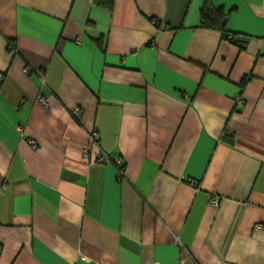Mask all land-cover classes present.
Instances as JSON below:
<instances>
[{
  "label": "crops",
  "instance_id": "crops-1",
  "mask_svg": "<svg viewBox=\"0 0 264 264\" xmlns=\"http://www.w3.org/2000/svg\"><path fill=\"white\" fill-rule=\"evenodd\" d=\"M0 73V264H264V0H0Z\"/></svg>",
  "mask_w": 264,
  "mask_h": 264
},
{
  "label": "built area",
  "instance_id": "built-area-1",
  "mask_svg": "<svg viewBox=\"0 0 264 264\" xmlns=\"http://www.w3.org/2000/svg\"><path fill=\"white\" fill-rule=\"evenodd\" d=\"M27 72H30V69L27 68L26 69ZM4 74L0 73V87L4 81ZM40 101L43 102V103H46V100L44 98H40ZM235 101H236V106L237 108H241L243 106V99L240 95L236 96L235 98ZM81 114V110L80 108H75L73 111H72V116L73 117H78L79 115ZM17 132L19 133H22V127L21 126H17L16 128ZM91 141L93 143V145H98V141H99V135L96 134V133H93L91 135ZM33 146H35V143L34 142H31ZM83 157L84 158H88L89 157V150L88 149H84L83 150ZM96 162L100 163V164H108L111 162L110 158L106 155V154H100L97 159H96ZM117 164L120 166V171L123 167V161L122 160H118L117 161ZM123 171H121L122 173ZM190 183L195 186V187H198V184L194 181H190ZM208 202L209 204L211 205H214V206H218L221 202V197L220 196H217V195H214V196H209V199H208Z\"/></svg>",
  "mask_w": 264,
  "mask_h": 264
},
{
  "label": "trees",
  "instance_id": "trees-1",
  "mask_svg": "<svg viewBox=\"0 0 264 264\" xmlns=\"http://www.w3.org/2000/svg\"><path fill=\"white\" fill-rule=\"evenodd\" d=\"M94 3L96 6L103 8V9H106V10L111 12L114 8L115 0H94ZM202 17H203L202 27L209 28V29L210 28L211 29H218L220 31L225 30V23H226L227 15L225 13L224 8H217L214 10L203 9L202 10ZM224 36L229 41L234 42V39L231 36H229L228 34H225ZM10 47L12 48L13 45L10 44ZM244 82H243V85H244ZM121 171H123V167H122Z\"/></svg>",
  "mask_w": 264,
  "mask_h": 264
}]
</instances>
